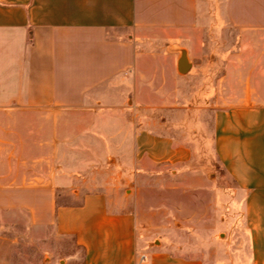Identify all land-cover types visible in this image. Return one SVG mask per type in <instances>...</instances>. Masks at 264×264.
Instances as JSON below:
<instances>
[{
	"label": "crops",
	"instance_id": "0c3cea01",
	"mask_svg": "<svg viewBox=\"0 0 264 264\" xmlns=\"http://www.w3.org/2000/svg\"><path fill=\"white\" fill-rule=\"evenodd\" d=\"M204 3L0 0V110L42 112L38 121L19 117V124L50 125L52 138L50 150L44 149L47 138L35 141L40 144L35 156L26 152L29 139L21 136L20 144L11 139L0 174V209L26 211L31 226H52L59 235L73 236L84 251L77 264H264V84H228L226 99L220 87L215 89L213 131L206 140L229 183L225 186L215 169L203 167L196 178L194 217L187 207L189 195L180 197L181 211L170 206L163 211L164 220H185L181 226L194 221L195 256L186 254L184 246L178 253L164 244L153 246L145 237V223L158 222L161 211L144 212L142 175L156 166L183 165L194 151L188 142L154 130L136 105H125L132 87L119 79L142 71L141 45L148 33L203 24ZM219 11L228 26L264 34V0H219ZM244 72L250 76L253 68ZM72 109L98 111L91 126L77 133L79 141L61 166L59 114ZM83 139L102 145L109 158L115 156L105 169L115 174L82 180L80 166L87 160L79 158L78 147H85ZM44 160L48 167L38 172V162ZM88 187L92 189L85 191ZM152 188L159 193L160 186ZM67 189H73L71 203L64 200ZM165 190L163 199L150 195L146 203L171 205L175 196L171 199V190ZM225 199L235 214L227 249L231 254L221 263L225 249L219 210Z\"/></svg>",
	"mask_w": 264,
	"mask_h": 264
},
{
	"label": "rangeland",
	"instance_id": "374dc122",
	"mask_svg": "<svg viewBox=\"0 0 264 264\" xmlns=\"http://www.w3.org/2000/svg\"><path fill=\"white\" fill-rule=\"evenodd\" d=\"M204 6L205 21L198 27L148 33L145 43L141 45L142 71L138 74H125L119 79L132 87L126 93L130 100L125 105H136L140 118L150 121V126L157 132L170 133L193 147L194 156L189 162L183 165L156 166L145 172L140 179L143 184L141 194L144 212H149V209L161 211L158 222L145 223L147 243L153 246L164 244L177 253L184 246V249H188L186 254L191 256L196 254L194 221L189 220L193 221L192 225L181 226V222L185 220L182 221L178 216L164 220L163 211L167 210L166 206H170L172 211H181L180 197L189 195V199H192L187 207L191 208L189 215L194 217L191 213L195 209L196 178L203 167L215 169L213 174L225 186L229 183L225 170L208 149L206 140L213 131L215 89L220 87L221 95L226 99L228 84L236 87L243 83L264 84V34L259 37L228 26L220 14L219 0H205ZM182 59L189 64L186 71L180 67ZM252 68V75H245L244 70ZM97 111L98 109H72L60 112L59 165L63 166L68 162V150L79 141V138L75 139L77 133L91 126L89 122ZM26 113L0 110V174L4 173L7 164L11 139L19 144L21 136L29 139L26 152L30 156H35L40 151L36 146L40 144L35 141H40L41 138H47L49 142H44L47 144L44 149L50 150V125L37 122L19 124L18 121L21 116L25 117L24 121H38L43 113ZM12 128L15 129L14 133H10ZM53 140L54 143L57 142L56 138ZM80 143L85 147H78L81 149L79 158L87 160L85 165L80 166L83 181L105 179L115 174L105 170L115 163L114 155L110 158L106 156L103 146L95 144L92 139H83ZM47 163L46 160L38 162V172L43 168L46 170ZM212 176L209 175V179ZM186 179L187 185H182ZM153 185L160 186L157 188L158 194L153 191ZM91 189L88 187L85 191ZM165 189L171 190V199L175 198L171 205L163 201L152 205L146 203L150 195H160L163 199L164 193L167 194ZM63 193L66 195L65 202L71 203L74 200L73 189H67ZM234 214L235 210L225 199L219 210L220 241L222 249H225L219 254L221 263L226 262L231 254L227 249H231L229 236ZM83 254V249L76 244L73 236L59 235L52 226H31L30 216L26 211L0 209V264H77L82 261Z\"/></svg>",
	"mask_w": 264,
	"mask_h": 264
},
{
	"label": "water",
	"instance_id": "95a60500",
	"mask_svg": "<svg viewBox=\"0 0 264 264\" xmlns=\"http://www.w3.org/2000/svg\"><path fill=\"white\" fill-rule=\"evenodd\" d=\"M180 67L182 70L186 71L189 68V64L186 62L185 59H182L180 61Z\"/></svg>",
	"mask_w": 264,
	"mask_h": 264
},
{
	"label": "built area",
	"instance_id": "2783aa9c",
	"mask_svg": "<svg viewBox=\"0 0 264 264\" xmlns=\"http://www.w3.org/2000/svg\"><path fill=\"white\" fill-rule=\"evenodd\" d=\"M145 259V255H143L142 257H141V260H144Z\"/></svg>",
	"mask_w": 264,
	"mask_h": 264
}]
</instances>
